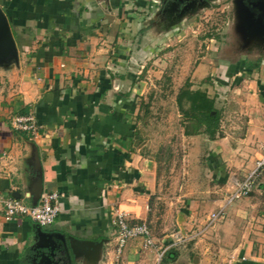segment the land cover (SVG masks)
I'll return each instance as SVG.
<instances>
[{"label":"crops","instance_id":"0c3cea01","mask_svg":"<svg viewBox=\"0 0 264 264\" xmlns=\"http://www.w3.org/2000/svg\"><path fill=\"white\" fill-rule=\"evenodd\" d=\"M158 1L0 0L19 51L18 61L0 62V199L33 205L39 162L43 193L62 195L57 220L42 229L104 243L97 254L70 250L60 264H159L162 247L144 249L142 239L119 253L110 217L116 208L131 224L147 222L150 196L158 190L157 162L134 124L140 105L126 70L146 57L135 42L145 35L146 8ZM227 68L234 84L217 89L226 97L221 138L182 134L205 141L201 159L219 160L204 161L215 184L190 197L186 219L189 229L200 228L209 213L223 209L222 223L205 236L213 240L195 243L204 252L198 264H264V176L252 194L227 202L263 151L264 60L251 76L241 60ZM19 117H33L36 134L15 128ZM36 225L7 221L0 202V264H46L41 246L49 242L37 246Z\"/></svg>","mask_w":264,"mask_h":264},{"label":"rangeland","instance_id":"374dc122","mask_svg":"<svg viewBox=\"0 0 264 264\" xmlns=\"http://www.w3.org/2000/svg\"><path fill=\"white\" fill-rule=\"evenodd\" d=\"M158 2L159 5L153 4L151 9L146 8L149 20L145 23V35L139 39L141 42L138 39L135 42V50L143 51L146 57L126 69L130 74L128 87L138 96L135 99L140 105L134 124L145 137L147 156L155 159L158 166V190L150 196L151 212L146 224L155 242L151 248L162 247L157 255L159 264H198L204 252L199 254L201 251L195 248V243L205 239L213 228L202 234L199 230L204 224L200 228H188L187 201L198 196L201 188L211 189L215 183L211 182V171L204 162L206 158L201 159L205 156L200 152L205 141L182 136L186 121L178 108L177 97L186 84H190L192 90L207 92L218 110L224 108L226 97L217 89L223 88L226 82L234 84L226 73L227 67L241 60L245 76L259 71L264 60V38L246 35L239 16L238 0H205L189 12L178 6L180 11L177 16H172L174 21L166 16L165 0ZM155 12L157 19L152 21L151 14ZM135 59L137 61L138 57ZM115 83V91H121ZM232 109L229 107V115L233 114ZM218 138H221L220 134ZM210 159L207 158L206 162ZM213 160L210 162L219 161L218 158ZM201 162L203 166L194 172L193 166H199ZM263 176L264 173L254 190ZM221 223L218 221L214 228ZM116 232L117 227L111 238L118 249ZM197 233L200 236L191 240L190 237ZM209 237L206 242L214 238ZM166 249L165 255L170 251L178 254L177 263L167 260L165 255L159 257Z\"/></svg>","mask_w":264,"mask_h":264},{"label":"built area","instance_id":"2783aa9c","mask_svg":"<svg viewBox=\"0 0 264 264\" xmlns=\"http://www.w3.org/2000/svg\"><path fill=\"white\" fill-rule=\"evenodd\" d=\"M13 125L19 130L32 132V134H36L39 129L33 117L16 118ZM262 150L261 157L257 160L254 171L249 174L244 182L237 184L235 191L227 199L228 203L249 196L253 192L257 180L264 173V146L262 147ZM61 198L62 195L56 191L43 193L37 205H28L24 201L13 197L0 199V202H3L5 219L7 221H13L17 218H25L41 227H48L55 223L61 213ZM222 210L223 209L209 215L207 221L204 223V227L199 230L201 231L199 233L202 234L203 232H208L213 228L214 225L223 218ZM110 217L112 218L114 225L118 227L117 242L119 253L123 250L126 244L133 239L142 238L143 247L145 249L151 248L155 245L151 229L146 222L131 224L127 218V214L115 208L110 210ZM199 236L200 235L197 233L191 236L190 239L194 240ZM166 251L167 249L164 250L159 257L162 258Z\"/></svg>","mask_w":264,"mask_h":264},{"label":"water","instance_id":"95a60500","mask_svg":"<svg viewBox=\"0 0 264 264\" xmlns=\"http://www.w3.org/2000/svg\"><path fill=\"white\" fill-rule=\"evenodd\" d=\"M244 0H238L239 16L247 31L246 35L255 39L264 38V0H256L248 6L243 3ZM254 10L260 12L257 14ZM19 60V51L17 43L14 39L11 25L5 14L4 10L0 7V62H8ZM36 167L39 174L34 189V202L33 205H37L41 195L43 193V179L42 171L39 162H36ZM16 198V197H15ZM36 232L39 238L37 246H41L42 241L49 242V246L41 248L45 251L41 254V261L46 264H60L63 260L64 254H70V250H73L74 254L81 249H91V252L97 254L99 249L104 245L103 242H94L90 240H80L75 236L67 238L65 235L58 233H47L41 226L36 225Z\"/></svg>","mask_w":264,"mask_h":264},{"label":"trees","instance_id":"16d2710c","mask_svg":"<svg viewBox=\"0 0 264 264\" xmlns=\"http://www.w3.org/2000/svg\"><path fill=\"white\" fill-rule=\"evenodd\" d=\"M191 85L180 91L177 97L178 108L185 118V135L196 136L206 134L214 140L221 134V111L215 106L214 99L205 91L192 90ZM177 253L170 251L165 256L167 260L175 262Z\"/></svg>","mask_w":264,"mask_h":264},{"label":"flooded vegetation","instance_id":"af4514ba","mask_svg":"<svg viewBox=\"0 0 264 264\" xmlns=\"http://www.w3.org/2000/svg\"><path fill=\"white\" fill-rule=\"evenodd\" d=\"M205 0H165V3L166 4V16H168V19L170 21H174V18L172 16H177L176 13L179 14V11L178 9L180 8H184L185 7V11L189 12L191 10H194V9H197V7L201 4L204 3ZM256 0H244L243 3L245 5H249L251 4L252 2L254 3ZM171 2V3H170ZM180 8H179V7ZM255 13L257 14H260V12L254 10Z\"/></svg>","mask_w":264,"mask_h":264}]
</instances>
